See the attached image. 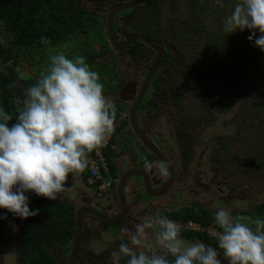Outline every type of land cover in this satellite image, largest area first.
<instances>
[{"label": "trees", "instance_id": "obj_1", "mask_svg": "<svg viewBox=\"0 0 264 264\" xmlns=\"http://www.w3.org/2000/svg\"><path fill=\"white\" fill-rule=\"evenodd\" d=\"M110 1L112 0H92L93 3L101 4ZM80 2L81 0H0V64L6 68L0 70V106L13 114V121H10V124L15 122L17 114L16 106L12 102L14 96L22 95L24 89L38 80L32 75L26 76L19 66H31L39 70L41 61L37 55H44L49 48H62L63 45L68 46V54L72 47L77 48L82 44L83 39L89 37L88 41L93 40L95 35L99 39L97 53L87 55L85 59L90 64H105L95 61L108 46L103 33L104 18L101 15L88 13ZM184 2L190 11L194 14L198 13L194 16V20L176 16L174 21L170 22L167 19L161 26L163 14L166 11L172 12L178 6V0H147L131 10L124 11L122 15H125L127 23L133 30H139L154 43L159 44L163 39L169 41L168 52L158 72L162 77H157V80L166 83L170 95L180 106L182 105V109L188 112L191 120H213L208 112L203 116L193 107L188 111L185 102H191V97L194 98L196 95L206 105H214L216 109L222 106L219 110L227 116L230 115L229 121H221L217 132L219 137L223 135L221 139L223 137L229 139L227 142H224V139L219 141L218 149L219 154L227 158L229 167L234 168L233 171L239 167L249 168L264 176V52L251 46L252 41L247 39L250 35L247 29L242 33L245 38L237 43L236 48L233 34L227 36L222 30V24L217 29L211 27L213 20L220 15L223 22L225 14L231 13L235 0H224L223 6L216 4L215 0H184ZM136 9L146 11L142 15L139 12L137 20L134 19L138 16V13H135ZM143 15L146 16L145 21ZM41 37H47L50 43L42 44ZM173 39L184 40V46H178L176 41H172ZM189 41L191 44L187 45ZM248 42L250 46H247ZM133 45L137 47L143 43L137 41ZM191 46H200L195 55L196 62L204 59L206 71L219 72V81H213L206 87L196 90L195 77L199 74H196L198 73L196 71H193L196 73L187 72L183 63L187 60L182 53L183 49L187 48L191 51ZM223 53H226V56L220 57ZM211 63L216 65L209 67ZM172 67L175 70L173 74ZM178 67L180 71L177 70ZM112 71L110 75L115 76V70ZM179 75L183 78L182 83L177 85L175 82ZM113 79H109L107 89L115 88ZM13 82L16 86L9 88ZM214 84L216 86L211 88ZM184 94L189 95L185 101ZM119 111L118 108L116 118ZM250 125L255 126L248 128ZM231 129L238 132L237 139L233 141L231 137L234 133L230 132ZM103 152L111 174L116 177L109 148L104 149ZM28 195L30 209H39V213L25 219L18 241L17 264H55L47 247L57 248L55 244L67 247L72 243L75 232L73 207L61 198L50 201L31 193ZM173 214L166 217L181 221L194 220L216 226L214 215L209 213L189 211L182 215ZM257 214V217L264 219V207L259 209ZM0 215L11 220L18 218L13 217L5 209H0ZM180 236L186 239L197 238L205 245H213L212 247L217 248L218 252H222L218 248V241L206 235L181 231Z\"/></svg>", "mask_w": 264, "mask_h": 264}, {"label": "clouds", "instance_id": "obj_2", "mask_svg": "<svg viewBox=\"0 0 264 264\" xmlns=\"http://www.w3.org/2000/svg\"><path fill=\"white\" fill-rule=\"evenodd\" d=\"M215 3L223 6L224 0ZM96 15L104 18L103 13ZM105 23L104 19V27ZM245 29L250 32L247 39L264 52V0H235L222 30L228 36ZM41 43L50 41L41 37ZM15 86L13 82L9 88ZM103 88L98 72L90 69L83 56L68 58L61 50L50 55L35 84L14 96V123H9L13 114L0 106V209L18 217L16 221L25 223L39 213V209H30L29 193L50 201L62 198L70 174L83 172L89 154L103 147L114 131L116 107ZM144 168L150 171L153 162L145 158ZM160 171L166 174L163 165ZM141 221L131 233L134 247L120 243L111 253L115 260L127 257V264H221L217 248L200 240L184 241L180 223L163 215L142 217ZM214 223L217 227L212 234L227 264H264V219L256 218L250 224L245 217L219 207ZM11 227L13 232L17 230L15 224ZM147 229L153 230L155 244L163 254L146 244Z\"/></svg>", "mask_w": 264, "mask_h": 264}, {"label": "flooded vegetation", "instance_id": "obj_3", "mask_svg": "<svg viewBox=\"0 0 264 264\" xmlns=\"http://www.w3.org/2000/svg\"><path fill=\"white\" fill-rule=\"evenodd\" d=\"M130 1L133 0H112L109 3L101 4L93 3L92 0H85V4H91L100 8L98 11L103 13L105 24H107L110 13L116 7ZM141 4L131 7L130 10ZM139 12L142 14L146 13L143 9H136L135 13H138V16L134 17L135 20L138 19ZM120 13L122 12L115 14L113 17V34L116 40L121 42L126 41L131 35L136 33L145 36L139 30H133L127 23L125 15H119ZM143 17L145 21L146 16L143 15ZM103 33L107 41L106 46H108L102 54L96 57L95 61L104 63L103 59L105 58L111 67V73H113L112 69L115 70L116 75L113 77L115 88L108 93H117L118 102L114 103L126 104V108L119 107V109L120 112L122 111L126 114L127 120L130 110L135 106L136 122L142 134L171 164L174 172V181L171 188L165 193L166 197L164 196L165 199L161 208L171 211L169 214L178 213L177 211L179 210L183 211V213L194 211L214 215L219 207H225L231 211L233 216H258V210L264 207V183L262 181H260L261 183L255 181L254 177L247 182L238 181L237 179L243 175L234 174L233 170L230 172V175L224 176L225 164L216 161L214 157L220 146L219 141H216L219 139L217 132L221 121L226 119L222 117V120L219 121L217 117H214L213 120L208 121L205 119L199 121L191 120L188 112L182 109L177 101L173 100L167 86H165L166 83L157 80V77L160 76L158 72L161 69V62L169 49V41L163 39L157 44L150 40L163 49V55L157 68L145 84L156 53L143 42V45L134 47L133 44L137 41L141 42L140 40L132 42L125 51H117L110 44L107 32L104 29ZM147 51L151 52L150 56L147 55ZM120 90H122V94L119 95ZM131 134L135 137L133 132ZM134 146L137 148V151L144 150L146 152V159L153 162V168L150 171H146L144 165L138 164L136 158L132 157L130 153L122 157L116 156L114 159V164L117 165L115 168L116 177L114 176V181L110 185V188L103 193H99L94 187L87 184V174L85 171L78 173L73 177L74 183L71 184L68 192L70 201L64 199L72 205L75 215L83 205H86L82 204L81 201H91L94 199L91 201L92 205L90 207L100 210L102 206H109V216L111 218L116 217L120 211V204L116 195V185L120 177L131 169L145 170L149 175L150 185L154 189L160 188L168 179L169 171L167 166L149 148L144 147L136 137L133 140ZM117 152H120L118 148ZM120 158L124 159L121 160ZM209 161H212V163ZM161 165L166 169V174L160 171ZM216 174L219 175V181L226 180V182L222 185H219L218 182L213 183L216 180ZM80 178L84 179L85 187L81 184ZM126 184L123 192L125 193L127 202L131 199L130 195H137L140 196L141 200L144 199L142 194V177H129ZM132 187H134V190ZM140 187H142V190ZM136 190L141 191L137 193ZM89 192L95 195L89 196L92 195ZM209 196L213 202L223 199L227 200V198L231 201L227 200L228 202L224 203L214 202L213 207L208 211L200 202L203 200V197L207 198ZM178 199H182L185 205L176 207ZM150 214L151 211L143 205L134 206V204L130 203L128 204V213L125 215L124 220L118 224L106 223L91 214L84 215L79 247L76 251L74 264H127V257H120L117 261L111 255L113 251H117L119 248V245L115 244V242L122 243L127 241L125 243H128L130 247H134L130 244L131 236L128 235V232H121L119 227L121 230L130 229L132 233L134 225L142 222V217L154 216ZM112 226L116 228L117 233L115 235H105L112 239L113 245L103 240V231H108V228ZM146 232L150 239H155L153 230L147 229ZM181 238L186 242L198 240L197 238L186 239L182 236ZM57 249L58 251L61 250L63 255L52 258L55 264H70L71 257L67 253H71L72 245L69 244L67 247L59 245ZM156 252L158 253V251ZM167 258L170 259L171 257Z\"/></svg>", "mask_w": 264, "mask_h": 264}, {"label": "rangeland", "instance_id": "obj_4", "mask_svg": "<svg viewBox=\"0 0 264 264\" xmlns=\"http://www.w3.org/2000/svg\"><path fill=\"white\" fill-rule=\"evenodd\" d=\"M80 5L81 6L83 5V9L86 10L90 14H100V11H98V10H100V8L95 7V6L91 5V4L90 5L85 4V0H81ZM175 9H176V12H175ZM175 9L172 10V12L166 11V13L163 14V20H162L161 26H163L166 23L165 20H167V19L170 20V22L174 21L176 16L177 17L181 16L183 18L188 17L189 19L194 20V16L198 14V13L194 14L192 11H190V9H188L186 7V4H185L184 0H178V6L175 7ZM127 10H129V9H127ZM123 13L124 12L122 11V13H120V15H122ZM140 15H142V13H140ZM225 16H227V14H225ZM213 22L214 23H212L211 27H213L215 29H217V27L219 28V26L222 24V15L218 16L215 20H213ZM242 33L243 32L237 31L236 33L233 34V39H234V42L236 43V48H237V43L245 38V36ZM88 35L92 36L90 34H88ZM93 38H94L93 40L91 39L89 41H88L89 37L86 38V39H83L82 44H79V46L77 48H73L72 47L71 50H70V53H68V54H67V52H69V51H67L68 50V46L67 45H63L62 48L61 47L49 48L48 50L45 51V53L43 51L44 55L43 54L37 55L38 59L41 61V64L39 65V70H38V68H33L31 66H28V67L27 66L26 67L19 66V69L26 76L32 75V77H36L38 79L40 72L47 67L46 65H48V63H49L50 55H54L58 51H61V50L64 51L66 57H68V58H73L76 55H80V56H83L85 58V56H87V55H94V53L96 54L97 53V47L99 45V39H98V37L96 35ZM172 41H176L178 46L183 45L185 43V41L182 40V39H173ZM189 44H191L190 41H189V43L187 45H189ZM252 45L254 46V41H252L251 46ZM247 46H250L249 42H248ZM199 47L200 46H191V51L187 50V48H184L183 49L184 51L182 52L187 57V60L183 61V63L186 66L187 72L188 71H191L192 73L198 72L196 74H199V75H196V77H195L196 85H197V89L196 90H199L201 87H206L207 85H209L208 83H213V81H219V76H220V74H218L219 72L217 73L216 71H214V72L206 71L207 67L205 66L204 59H200V60H198L196 62L195 55L198 53L197 51L199 50ZM186 51H188V53ZM150 53H151L150 51H147V55L150 56ZM223 56H226V53H223V54L220 55V57H223ZM41 57H42V59H41ZM85 61L89 65L91 70H94V71L98 72L100 82L104 86V88H103L104 95H106V97L110 101H112L114 99H117L116 92L108 93L111 89H107L106 88L109 85V79H112L114 77V75L113 76L110 75V73H111L110 69L111 68L109 67V64L107 63L108 62L107 59L104 58L103 62L105 64H101L100 63V65L99 64H90L89 62H87L86 59H85ZM99 62L100 61H97V63H99ZM42 64L45 65L44 68H43ZM215 65H216L215 63H211L209 65V67H214ZM4 69L6 70L5 66L0 64V70H4ZM177 70L180 71L179 67H178ZM174 71L175 70L172 67L171 73L173 74ZM193 71H196V72H193ZM201 71H202V74H200ZM210 73H214V74H210ZM190 75H191V73H190ZM159 77H162V76L160 75ZM182 78L183 77H181L179 75L177 77L175 83L177 85L182 83ZM160 81H163V80H160ZM213 86H216V84L212 85L211 88ZM187 89L188 88L186 87V90ZM183 97H184L183 99L185 101L189 97V95L188 94H184ZM173 100H174V98H173ZM190 100H191V102H189V103L185 102L188 111H190L189 110L190 107H193V109H197L199 114H201L203 116H205V113L208 112V113L211 114L212 119L214 117H217V119H219V121H221L222 117H224L227 121H229L230 115L227 116V115L224 114V112H221L219 110L220 107H222V106H219V108L216 109V107L214 105H206L203 102V100L201 101V99L197 95L194 98L191 97ZM113 104L116 107V111H117V109L119 107L126 108V104H124V103H119V104L113 103ZM180 107L182 108V105ZM254 126L255 125H250L248 128H253ZM261 129H262V127L260 128V132L262 131ZM131 132L132 131H131V128H130V126L128 124V120L126 119L125 121H122L121 127L116 131V133L113 135L112 139L109 142V147L108 148H109V151L111 153V160H112L113 163H114V159L116 158V156L122 157L124 155H127L128 153H130L132 155V157L135 158L136 153H137V148H135V146L133 147V140H134L135 137L132 136ZM230 132L232 134L234 133V135L231 137L232 141L236 140L237 137H238V132L237 131L235 132V129H231ZM221 137H219V139H217L216 141H221L223 139H224L223 140L224 142L229 141V139L227 137H223L222 139H221ZM129 142H130V144H129ZM129 145H130V147H129ZM117 148L120 150V152H117ZM229 153H230V148H229ZM144 155H145V152L143 150L142 151V158H145ZM223 156L224 155L223 154L220 155L218 150H217L216 151V155L214 157L218 161H220V159H221L220 162L225 164V168H224V173L225 174H224V176H227V175L231 174L230 172L232 170H234V168L229 167V163H227V158H225ZM120 159L123 160L124 158H120ZM209 162L212 163V161H209ZM114 167L116 168L117 165L114 164ZM84 171L86 172V174L88 173L87 167L85 168ZM232 172L234 174H237V175H243L242 177L237 179L238 181L247 182L250 179H253V177H254L255 181H257L259 183H261L260 181H262L264 183V178H263L264 176L261 175V174L253 172L249 168L239 167V168H235V171H232ZM76 175L77 174H75V175H71L70 174L69 180L67 181V186H69L68 187V191L63 194V197L61 198L62 200L65 199L67 201H70L69 197H68V192H69V190L71 188V184L74 183V181L72 179ZM244 176L248 177V178H245ZM132 179H136V178H132ZM80 181H81V184L85 187L84 179L80 178ZM216 182H218L219 185H222L223 183L226 182V180L219 181V175L216 174V180L213 183H216ZM89 193L92 194V192H89ZM263 198H264V193H263ZM218 199H220V198L218 197ZM231 199H232V197H231ZM227 200L229 202L231 201L228 198H227ZM227 200L223 199V200L214 201V202L224 203V202H228ZM71 202H73V201H71ZM214 202L212 201V199L209 196L207 198L203 197V200L200 202V204L204 205L205 209L209 211L213 207V203ZM176 204H177L176 207H180V206L185 205L182 202V199H178V202ZM152 205H153L154 209H152V212H151L150 215H154V216H159V215L168 216V215H171V214H169L171 211L164 210L163 208H157L156 207V201H154L152 203ZM177 212L178 213H176V214H179V215L183 214V211H179L178 210ZM172 215H174V214H172ZM0 217H3V216L0 215ZM241 217H245L246 218V222H248L250 224H251V221H253L256 218H259L257 216L246 217L245 215H242ZM13 224H15L17 226V230L15 232L12 231L11 225H13ZM23 224H24V221L21 220V219H19L18 221H16V220L9 221L6 218L0 219V229H1V233H0V264H17V254H16L17 243H18L17 241H18V235L20 234V230H21ZM251 226L255 227L254 224H252ZM108 229L114 235L117 233L116 228L114 226L109 227ZM125 242H127V241H125ZM145 242H146V244H151L153 246L152 247L153 251H158L159 254H163L162 250L158 246H156L155 239H150L148 236H146L145 237ZM120 243L121 242H115V244H117V245H120ZM55 246L59 248L58 244H55ZM211 246H213V245H211ZM48 250H49V254H50V256L52 258L53 257H55V258L56 257H60V256L63 255L62 251L61 250L58 251V249L55 248V247H53V248L50 247V249H48ZM69 254H70V252L67 253V255H69ZM219 258L221 259V264H227V260L223 257L222 252L220 253Z\"/></svg>", "mask_w": 264, "mask_h": 264}, {"label": "water", "instance_id": "obj_5", "mask_svg": "<svg viewBox=\"0 0 264 264\" xmlns=\"http://www.w3.org/2000/svg\"><path fill=\"white\" fill-rule=\"evenodd\" d=\"M145 1H147V0H133V1L121 4L120 6L116 7L110 13L108 20H107V24H105L104 30L107 32V37L110 41V44L113 45L114 49L117 51H120V52L125 51L132 42L140 40L141 42L146 44L151 50H153L156 53V57L151 64L150 73L147 76L146 81H145V84H146L149 80L150 75L157 68V66H158V64L162 58L163 49L159 45L152 43L150 40H148L145 36H143L140 33H136V34L131 35L126 41H123V42L116 40L114 37V34H113V17H114V15L119 13V12H122L124 10L130 9L131 7H133L135 5L144 3ZM120 94H122V90L119 91V95ZM116 95H117V93H116ZM111 102H118V99H114ZM127 118H128V124L131 128V131L135 135V137L142 143V145L144 147L149 148L150 151H152L154 153V155L156 157H158V159L163 164H165L167 166V169L169 171V177L162 184V186L160 188L154 189L150 185L149 175L146 173L145 170L134 168V169L127 171L125 174H123L120 177V179L116 185V193H117L116 195H117L118 200H119L120 211H119L118 215L116 217H113V218H111L109 216V213H108L109 206L100 207V210H101L100 211V210H96V209L90 207V205H92L91 201H93L94 199H92L91 201H84V202L81 201L82 204H86V205L85 206L83 205V207H81L77 211V214H76V221H75L76 230L74 233V238L71 241L72 242V249H71V253H70V257H71L70 264L75 263L77 243L79 242L84 215L91 214L92 216H94L98 219H101L106 223L118 224L124 220L125 215L128 213V204H130V203L134 204V206H142L143 205L146 209H148L152 212V209H154L152 203L154 201H156V207L157 208H161L163 206V200L165 199L164 196L166 197L165 193L171 188L172 183L174 181V172H173L171 164L159 153V151L156 149V147L144 136V134H142V131L140 130V128L136 122L135 106L132 107ZM144 156H145V158L147 157L146 152H145ZM135 158H136V162L138 164L144 165L145 158H142V151H137ZM134 176L142 177L143 190H142V187H140V189L143 192L144 199L141 200L140 196H137V195H130L131 199H130V201L127 202L125 193L123 192V189H124V186L127 185L126 184L127 179L129 177H134ZM156 185H158V184H156ZM132 189L134 190V187H132ZM141 190H136V191H137V193H139ZM93 195H95V194H93ZM93 195H89V196H93Z\"/></svg>", "mask_w": 264, "mask_h": 264}, {"label": "built area", "instance_id": "obj_6", "mask_svg": "<svg viewBox=\"0 0 264 264\" xmlns=\"http://www.w3.org/2000/svg\"><path fill=\"white\" fill-rule=\"evenodd\" d=\"M125 119L126 114L122 111H119L118 116L114 121V131L111 133L104 146L89 154L87 164L89 175L87 178V183L88 185L93 186L99 193L107 191L114 181V178L110 174L103 150L109 147L110 140L112 139L116 131L121 127V123L122 121H125ZM170 220H174L180 223L182 226V231H190L198 234H203L208 236L209 238L217 240L216 237L212 234L213 230L216 229V226L202 224L201 222L194 220Z\"/></svg>", "mask_w": 264, "mask_h": 264}, {"label": "crops", "instance_id": "obj_7", "mask_svg": "<svg viewBox=\"0 0 264 264\" xmlns=\"http://www.w3.org/2000/svg\"><path fill=\"white\" fill-rule=\"evenodd\" d=\"M107 228V227H106ZM105 230V229H104ZM119 230L122 232V230L120 229V227H119ZM108 231H109V234H108ZM108 231H103L104 232V238H103V240L104 241H106L107 243H109V244H112L113 245V241H112V239L110 238V237H108L110 234H113L110 230H108ZM128 232V235L129 236H131V231H130V229H129V231H127ZM126 232V233H127ZM105 234H107L108 236H106ZM152 236V235H151ZM78 247H79V242L77 243V249H78Z\"/></svg>", "mask_w": 264, "mask_h": 264}]
</instances>
